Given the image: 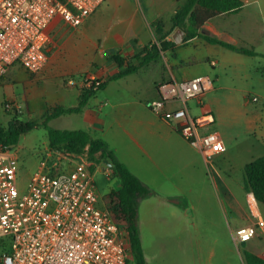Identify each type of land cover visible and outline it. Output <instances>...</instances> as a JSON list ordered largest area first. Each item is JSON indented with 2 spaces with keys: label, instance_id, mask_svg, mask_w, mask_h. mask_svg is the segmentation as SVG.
I'll list each match as a JSON object with an SVG mask.
<instances>
[{
  "label": "rangeland",
  "instance_id": "rangeland-1",
  "mask_svg": "<svg viewBox=\"0 0 264 264\" xmlns=\"http://www.w3.org/2000/svg\"><path fill=\"white\" fill-rule=\"evenodd\" d=\"M175 1L108 0L76 28H70L60 20L52 23L50 26L51 43L45 50L48 59L43 69L39 73L29 74L15 65L5 73L7 85L4 89H0L1 127H5L14 117L25 122L40 123L44 115L58 104L62 103L65 106L76 104L75 90L62 88L61 78L79 79L80 77L84 78L86 74L96 75L97 68H102L108 60V54L106 55L104 51L112 49L114 52H118L122 38H117L113 34L119 30L123 22L128 25L123 37L126 33L136 36V46L138 47L145 44L148 37L149 41H155L157 35L153 24L156 22L160 23L163 31L169 33L168 38L171 39L177 30H173L171 26V17L182 0ZM249 8H246L247 11ZM239 20H243V15L239 17ZM98 42H100L103 52L97 51L94 47ZM255 46L254 51L258 54L248 56L218 45L204 44L200 47H192L190 43L180 45L175 51L176 58H170L166 52L163 56L159 55L148 68H143L138 74H131L121 78L119 82L111 83L104 92L97 91L99 100L103 103L100 116L108 122L116 114L118 108V103L113 100L117 85L135 92L136 98H139L143 93L152 90L153 80L155 81L157 77L163 75L168 76L169 68H172V71L175 68H183L186 72H195L206 76L213 82V89L202 95L203 106H209L216 114L215 105L218 101L223 107L224 115L228 118L227 122H220L217 127L214 126L212 129L219 132L225 145V151L213 159L210 174L203 163L202 173L196 178V188H201V190H197L196 193V191H191L188 186V191L181 197L162 188L159 195L149 198V202L145 201L141 206L140 215L144 220L148 205L151 203L157 205V227L160 230L161 238L156 244H149V248L157 247L166 253L170 257V262L167 264H194L195 260L192 257L198 249V245L202 247L213 245L217 250H220L222 243L228 244L234 249L235 264H241L240 256L244 251L259 254L260 250L264 248V240L234 245L230 235L228 241L218 236L217 243L214 241V235L211 236L210 233L206 241L197 242L194 236L196 229L202 235L208 233L207 230L212 231L211 227H207L206 219L218 218V212L220 213L219 208L215 205V198L217 195L220 196L216 189L215 172L225 180L227 186L234 191L238 198L245 200L246 197L242 188L244 185L243 169L246 162L259 154L258 142L260 138L257 133L247 130L245 121L249 113H260L264 110V85L260 88L256 85L258 81L256 77H260L264 81V75L254 72L256 67L262 65L264 59H262L261 52H264V49H261L259 45ZM133 53L138 52L125 53L126 59L133 58ZM206 57H211L216 62L215 66H211L204 59ZM188 61H192V63L187 64ZM180 62H182L181 66L174 67ZM218 87H223V89ZM252 96H256L257 100H250ZM7 99L14 100L22 112L19 114H14L13 111L6 112L3 104ZM104 102H106L105 105ZM25 104L29 107V113L25 111ZM188 104L191 109L194 107L193 101ZM196 112L192 111L193 114ZM81 113L59 116L51 120L48 126L56 129L86 130ZM45 148L49 147L46 130L41 125H36L32 130L21 135L17 145L10 148V151L15 153L19 159L20 169L17 182L19 191L24 189L30 175L37 170L41 152ZM80 155L87 160L86 149ZM87 161L92 165L89 160ZM92 174L98 193V205L103 207L102 196L114 189V180L112 181L110 170L101 161L94 164ZM174 201L200 204L196 210L188 211L183 230L180 225L171 222L179 217L170 215L164 206L165 203ZM247 205L250 207L249 202ZM261 209L264 213V206H261ZM243 224V221L230 223L233 229ZM128 264H135L129 255Z\"/></svg>",
  "mask_w": 264,
  "mask_h": 264
},
{
  "label": "built area",
  "instance_id": "built-area-1",
  "mask_svg": "<svg viewBox=\"0 0 264 264\" xmlns=\"http://www.w3.org/2000/svg\"><path fill=\"white\" fill-rule=\"evenodd\" d=\"M104 1L0 0V80L15 65L39 73L48 59L51 24L60 20L76 28ZM211 88L205 76L171 78L159 82L157 97L146 103L200 154L209 174L213 159L225 151L221 136L212 130L213 113L203 109L202 95ZM3 105L6 112H22L14 101ZM11 147L0 143V264H128L126 240L98 205L86 158L45 148L37 170L19 191V159ZM231 236L235 245L264 240V219L257 215ZM256 255L264 259V248Z\"/></svg>",
  "mask_w": 264,
  "mask_h": 264
},
{
  "label": "crops",
  "instance_id": "crops-1",
  "mask_svg": "<svg viewBox=\"0 0 264 264\" xmlns=\"http://www.w3.org/2000/svg\"><path fill=\"white\" fill-rule=\"evenodd\" d=\"M241 1L244 3V6L239 12L235 14H220L211 18L202 25L200 34L215 38L236 47L252 49L253 51L256 49L255 45H259L261 49H264V0ZM107 2L108 0H105L96 8V10ZM247 7H250L248 11L246 9ZM95 11L92 14H94ZM241 15H243L242 21L239 20ZM126 26L128 25L123 22L119 30L113 34L117 38H122L121 45L119 46L120 48L118 52H114L112 49L104 51L106 55L108 54V60L102 68H97L96 75L86 74L84 78L80 77L79 79H75L74 77L61 78L63 80V82L61 80L62 88L75 90L74 99L76 104L78 103L81 89L86 85V82L91 80L105 82L104 87L100 89V92H104L111 83L119 82L121 78L131 75L129 74L116 80H109L110 76L125 67L126 62L130 61L136 63L134 58L126 59L125 53L134 51L139 53L144 46L150 45L149 43L152 41H149L148 37L145 44L140 45L139 47L136 46V36L126 33L123 37V33L126 31ZM168 35L166 36V40H172V38H168ZM181 41L179 44L175 43V46H172L165 51H160L158 56H163L167 52L170 58H176L177 55L175 51L180 45L190 43L192 47H200L204 46V44H209L202 37H194L184 42ZM94 47L97 51H102L100 48V42L96 43ZM110 53L119 54L123 59V65L118 66L113 60L109 59ZM255 53L256 55L258 54L257 52ZM261 54L262 59H264V52H261ZM204 59L208 61L209 64L210 61H213L216 64L211 57H206ZM152 61L153 60L146 65L139 67L132 74H138L143 68H148ZM189 63H192V61L187 62V64ZM215 64L213 66H215ZM181 65L182 62L178 65H174V67ZM169 69L168 76L163 75L157 77L155 81L153 80L152 90L143 93L139 98H136L135 92L117 85L116 94L114 95L113 100L118 103V108L116 114L108 122L100 116L103 103L99 100V93H97V91L89 97L86 104L78 113H72L79 114L82 112V119L84 125H86V130L84 131L89 132L93 138L104 142L106 146L113 151L116 158L152 191V195L141 200L138 206L137 225L144 264H167L170 262V257L160 249H157V247L152 249L149 248V244H156V242L160 240L161 235L160 230L157 227V205L155 203L148 205L146 219L143 220L140 215V209L143 202H149V198L154 195H159V192L161 191L160 189L162 188H165L166 191H170L169 193H174V195L179 196L184 195L188 191V186L191 191H196V193L197 190H201V188H196V178L201 175L203 170L204 161L202 157L198 152L191 148L178 133H176L173 126L159 119L156 114L146 107L147 102L157 97L155 86L159 82L171 78L176 80H186L200 75L195 72H186L183 68H175L174 71H172V68ZM254 72L264 75V60H262L261 66L254 69ZM90 77L93 79H90ZM256 79L258 80L256 85H258L259 88L264 85V81H262L260 77H256ZM68 81H71L72 83L69 84ZM6 85V74H4L0 80V89H4ZM218 88L223 89V87ZM212 89L213 85L211 90ZM7 100L14 101L12 99ZM106 102H104V105ZM76 104L71 106H75ZM71 106H65L62 103L58 104V107ZM215 107L216 114L212 108L207 105H204L203 109L210 110L213 113L215 117L214 126L217 127L220 122H227L228 118L224 115L223 107L218 101L216 102ZM25 111L29 113V107L27 104H25ZM245 126L249 132L257 133L260 138V141L258 142L260 152L248 161L250 162L257 157L264 155V110L260 113H249L245 121ZM217 133L219 134L218 131ZM97 156L98 154L96 157ZM214 175L216 189L220 195L218 196L216 194L215 205L219 208L220 213L218 212V218L206 219L207 227H211L212 231L209 232V230H207L208 233L202 235L198 229L194 230V236L196 237L197 242H200V240L206 241L209 233L211 236L214 235V241L216 243L218 236H221L222 239L228 241L230 235L232 240L231 232L236 228H231V222L243 221L244 224L241 226H244L252 223L257 215L264 219V213L261 211V206H264V204L257 203L252 193H249L244 189V185L242 188L246 193V197L244 198L245 200H242L234 194V191L227 186L225 180L218 173L215 172ZM111 178L112 181L114 180V189L119 188L120 184L118 179L113 176H111ZM247 202H249L250 207L247 205ZM198 205L200 204H188L187 201H182L180 203L174 201L173 203L169 202L164 204L170 215L179 217L173 219L171 222L172 224L175 223L180 225L182 230L184 229L188 211L192 209L196 210ZM145 244L148 245L145 246ZM207 246L208 245L202 247L201 245H198V249L192 257V259L195 260L194 264H235L234 249L229 247L228 244L225 245L222 243L220 250H217L213 245ZM240 260L241 264H244L241 256Z\"/></svg>",
  "mask_w": 264,
  "mask_h": 264
},
{
  "label": "trees",
  "instance_id": "trees-1",
  "mask_svg": "<svg viewBox=\"0 0 264 264\" xmlns=\"http://www.w3.org/2000/svg\"><path fill=\"white\" fill-rule=\"evenodd\" d=\"M243 6L244 3L241 0H182L171 17V26L173 30L180 29L184 32L181 42L194 37H202L209 44L254 56L256 53L252 49L236 47L200 34V29L206 21L220 14H235ZM153 27L157 35L155 41L144 46L138 54L133 56L136 63L126 62L125 67L110 76L109 80H116L134 73L139 67L156 59L160 51L175 46L173 40H166L169 33L162 30L159 22L153 24ZM109 59L113 60L118 66L123 65V59L117 53H110ZM85 84L75 106H56L44 115L40 123L25 122L16 117L12 118L5 127H0V143L6 148L14 147L21 135L32 130L34 126L41 125L46 130L49 148L62 149L75 155L83 154L86 149L87 160L92 163L89 166L90 172H93L94 164H98L99 161L104 164V161H106L110 165L107 167L110 174L118 179L120 186L102 196V205L125 238L126 252L129 257L133 259L135 264H144L137 225L138 206L141 200L152 195V191L116 158L113 151L104 142L93 138L89 132L80 129H56L48 126L50 120L54 118L78 113L89 97L104 87L105 82L91 80ZM243 170L244 189L252 193L257 203L264 204V155L246 163ZM241 258L244 264H264V259L252 252L244 251Z\"/></svg>",
  "mask_w": 264,
  "mask_h": 264
},
{
  "label": "water",
  "instance_id": "water-1",
  "mask_svg": "<svg viewBox=\"0 0 264 264\" xmlns=\"http://www.w3.org/2000/svg\"><path fill=\"white\" fill-rule=\"evenodd\" d=\"M182 34L183 32L181 30H176L172 36V40L174 41V43L178 44L180 43L181 39H182ZM104 165H106V167H109L110 165L104 161Z\"/></svg>",
  "mask_w": 264,
  "mask_h": 264
}]
</instances>
